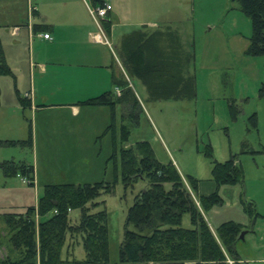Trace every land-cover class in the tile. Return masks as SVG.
Returning <instances> with one entry per match:
<instances>
[{
  "label": "rangeland",
  "instance_id": "374dc122",
  "mask_svg": "<svg viewBox=\"0 0 264 264\" xmlns=\"http://www.w3.org/2000/svg\"><path fill=\"white\" fill-rule=\"evenodd\" d=\"M115 2L114 10L118 12L120 24L115 26L110 40L116 52L119 53L124 33L132 32L146 22L138 21L142 16L155 19V27L174 28L186 52L194 54L189 71L196 77L195 95L178 99L153 98L141 79L130 76L131 80L127 81L136 97L141 98L138 97L140 104L134 110L115 107L117 130L120 131L123 121L131 128L128 142H121L119 138L115 143L114 132L107 130L114 114L110 105L103 108L106 112H99L93 107L104 104L77 100L81 108L79 114L73 116L69 108L55 104L35 115L31 107L23 103L25 88H30L32 81L36 80L38 89L44 86L48 91L57 90V85L47 80L40 84V75L30 64L28 41L12 36L9 28H3L6 58L14 74L0 75V103L12 104L0 107L2 122L7 121L11 126V131L0 128V134L27 137L32 127L33 145L0 144V162L14 159L32 163L36 178L35 184L31 185L22 174L7 176L0 166V210L36 203L46 183L115 181L114 192L100 195L98 199L104 201L97 205V209L106 208L109 213L110 260L115 264L124 238L127 209L133 203L134 195L145 186V181L138 179L133 185L125 186L120 155L117 169L111 155L115 146L120 151L122 145L148 140L160 160H177L193 194L187 174L198 178V193L217 190L223 196V201L205 212L214 227L228 219L249 222L252 229L244 228L247 232L237 242L244 260L240 264H264V96L259 92L264 82V54L245 52L252 33L250 16L237 0ZM15 38H19L20 43L15 44ZM61 98L60 94H49L47 102H59ZM232 102L237 105L236 116L231 109ZM255 112L257 126L249 120ZM208 144L219 161L237 154V160L244 168L243 182L218 184L212 178L213 161L205 153ZM250 202L261 213L256 218L246 210ZM79 214L77 208L71 211L73 219L79 218ZM184 223L190 225L187 213ZM8 240L9 230L0 218V257L11 252L13 256L16 254ZM72 253L74 256L69 258L83 259L82 244L77 243ZM63 256H67L66 249ZM227 260L230 264H239L230 256Z\"/></svg>",
  "mask_w": 264,
  "mask_h": 264
},
{
  "label": "trees",
  "instance_id": "16d2710c",
  "mask_svg": "<svg viewBox=\"0 0 264 264\" xmlns=\"http://www.w3.org/2000/svg\"><path fill=\"white\" fill-rule=\"evenodd\" d=\"M237 1L252 22L246 53L264 54V0ZM91 2L97 6L106 0ZM108 17L109 14L101 18L107 31L112 25ZM119 54L128 73L140 77L153 98L195 95V76L189 71L193 56L186 52L174 28H158L152 32L138 29L127 33L122 37ZM12 73L0 36V75ZM124 90L121 95L107 90L82 100L88 104L110 105L114 109L113 121L107 130L114 132L115 143L119 138L121 142H128L131 134L130 126L124 121L120 131L117 130L116 105L122 103L125 109L134 110L140 104L128 82ZM259 92L264 96V82ZM28 102L23 99V103ZM231 109L236 116V103H231ZM249 120L257 126L256 112ZM3 143L32 146V127L27 138L0 139V144ZM205 153L213 161L212 178L218 184L243 182L244 168L237 160V154L219 161L214 158L210 144ZM118 154L125 186L133 185L138 179H143L145 186L134 195L133 203L127 209L124 238L115 264H230L228 256L239 262V234L249 225L228 219L219 223L215 231L212 229L205 212L223 201L217 190L198 193V178L187 174L194 195L177 165L172 160H160L148 140L122 145L120 151L115 146L111 158L116 162V169ZM0 166L7 176L22 174L29 184H35L34 164L6 159L0 162ZM114 190L115 181L105 179L46 183L36 203L0 210V218L9 230L8 241L12 251H16L14 256L11 252L0 257V264H37L38 261L41 264H111L109 213L106 208L97 209V205L104 201L98 199L100 195ZM76 208L80 210L79 218L73 219L71 211ZM246 210L253 218L261 214L251 202ZM186 213L190 225L184 223ZM77 243L83 246V259L69 258L74 256L72 251Z\"/></svg>",
  "mask_w": 264,
  "mask_h": 264
},
{
  "label": "crops",
  "instance_id": "0c3cea01",
  "mask_svg": "<svg viewBox=\"0 0 264 264\" xmlns=\"http://www.w3.org/2000/svg\"><path fill=\"white\" fill-rule=\"evenodd\" d=\"M115 1L117 0H106L112 4L108 13L112 25L111 29L107 31L101 19L98 20L92 13L94 5L90 0H0L1 39H3L1 30L9 28L12 36L28 41L31 51L30 64L32 63V67H35L39 73L40 84L42 85L47 80L50 84L55 83L57 85V90L48 91L44 86L38 89L37 82L34 80L30 88H25V96L29 100L28 105L35 115L38 111L55 104L61 108H69L73 116H77L81 108L77 104V100H85L107 90H113L117 95H121L116 86L120 87L121 92L123 89L126 90L127 80H131L130 76L134 75L128 73L119 53L116 52L110 40L115 26L120 24L118 12L114 10ZM145 20L146 22L142 23V26L134 30L141 29L152 32L159 28V26L155 27L157 23L155 19L151 20L142 16L138 21L143 22ZM101 24L103 31L100 27ZM146 26L154 27L149 29ZM44 32H49L51 37H45ZM97 32H103L108 41L95 39L94 34ZM127 33L130 32H125L124 35ZM19 38H15V44L20 43L18 42ZM192 56L194 57V54ZM141 81L143 80L141 79ZM17 91L22 94L21 89L17 88ZM49 94H60L62 98L59 102H47ZM9 104L10 102L3 103L2 101L0 107ZM13 105L15 107V104ZM116 106L121 107V109L124 108L122 103ZM106 107L100 105L93 108L99 112H106V109H103ZM0 128L7 131L10 130L11 126L9 127L7 121L3 123L0 118ZM27 137L0 134V139H24ZM172 161L177 165L182 175H185L177 160ZM210 224L215 231L214 225ZM245 224L249 225V222ZM247 229L252 228L249 226ZM238 261L239 264L244 261L240 253Z\"/></svg>",
  "mask_w": 264,
  "mask_h": 264
},
{
  "label": "built area",
  "instance_id": "2783aa9c",
  "mask_svg": "<svg viewBox=\"0 0 264 264\" xmlns=\"http://www.w3.org/2000/svg\"><path fill=\"white\" fill-rule=\"evenodd\" d=\"M112 8V4L105 2L103 5H97L94 6V8L92 9V13L94 14V16L99 20L102 17H105L109 10ZM101 29H102V24L100 25ZM103 31V29H102ZM43 35L45 37H51L49 32H44ZM94 38L97 40H105L108 41L106 35L103 32H97L94 34ZM116 89L118 91V93H121V89L119 86H116ZM232 261V260H231Z\"/></svg>",
  "mask_w": 264,
  "mask_h": 264
},
{
  "label": "water",
  "instance_id": "95a60500",
  "mask_svg": "<svg viewBox=\"0 0 264 264\" xmlns=\"http://www.w3.org/2000/svg\"><path fill=\"white\" fill-rule=\"evenodd\" d=\"M246 232H247V230H246V229H243V230L240 232V234H239V238H240V239H243V238H244V235H245Z\"/></svg>",
  "mask_w": 264,
  "mask_h": 264
}]
</instances>
